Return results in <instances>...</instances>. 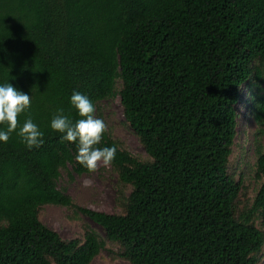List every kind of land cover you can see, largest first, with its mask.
I'll use <instances>...</instances> for the list:
<instances>
[{"label": "trees", "instance_id": "16d2710c", "mask_svg": "<svg viewBox=\"0 0 264 264\" xmlns=\"http://www.w3.org/2000/svg\"><path fill=\"white\" fill-rule=\"evenodd\" d=\"M31 97L43 132L29 149L14 132L0 142V264H91L104 240L128 264H264V148L255 144L250 202L228 171L236 102L264 124V0H0V85ZM74 91L118 98L145 157L115 145L116 212L81 207L57 185L80 165L78 141L50 127L58 109L73 123ZM7 125H0L6 130ZM263 129H258V134ZM64 206L98 225L62 238L39 218Z\"/></svg>", "mask_w": 264, "mask_h": 264}, {"label": "rangeland", "instance_id": "374dc122", "mask_svg": "<svg viewBox=\"0 0 264 264\" xmlns=\"http://www.w3.org/2000/svg\"><path fill=\"white\" fill-rule=\"evenodd\" d=\"M264 87V83L261 84ZM264 93V89L262 90ZM250 96L246 86L241 91L236 102L237 135L228 158V171L234 179L242 180V188L238 198L239 208L248 204L259 184L255 179L254 155L256 141L264 148V124L256 122L250 113ZM102 120L108 125L111 137L119 141L131 154L145 157V152L137 137L125 122L119 99H110L98 103ZM258 129L263 133L258 134ZM57 185L74 200L76 205L103 212H116L117 175L110 167L101 165L96 171L89 173H73L68 178L66 172H61ZM40 220L53 229L62 238H77L83 240L86 227H91L103 237L102 229L85 215L64 206L43 205L39 214ZM118 246L104 240V247L93 258L91 264H128L116 256ZM264 253V248L262 249Z\"/></svg>", "mask_w": 264, "mask_h": 264}, {"label": "clouds", "instance_id": "9594fccd", "mask_svg": "<svg viewBox=\"0 0 264 264\" xmlns=\"http://www.w3.org/2000/svg\"><path fill=\"white\" fill-rule=\"evenodd\" d=\"M71 105L78 111L80 119L75 123L58 109L51 120V129L62 134V140L78 141L77 162L90 172L96 171L101 165L110 167L115 159L117 147H97L108 131V125L95 116L96 108L93 102L77 91L71 96ZM31 107V97L18 91L11 84L0 85V125H7L6 130H0V142L7 143L12 133H16L21 142L29 149L42 146L43 132L28 116L21 125L19 117L28 112Z\"/></svg>", "mask_w": 264, "mask_h": 264}]
</instances>
